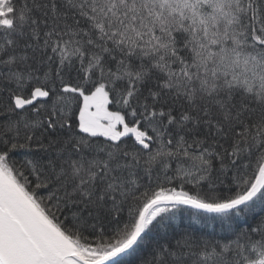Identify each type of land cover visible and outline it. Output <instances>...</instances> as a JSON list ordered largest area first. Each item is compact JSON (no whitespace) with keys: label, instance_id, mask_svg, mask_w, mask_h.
<instances>
[{"label":"snow or ice","instance_id":"1","mask_svg":"<svg viewBox=\"0 0 264 264\" xmlns=\"http://www.w3.org/2000/svg\"><path fill=\"white\" fill-rule=\"evenodd\" d=\"M0 264H264V0H0Z\"/></svg>","mask_w":264,"mask_h":264}]
</instances>
